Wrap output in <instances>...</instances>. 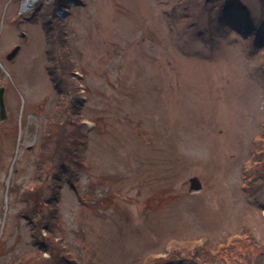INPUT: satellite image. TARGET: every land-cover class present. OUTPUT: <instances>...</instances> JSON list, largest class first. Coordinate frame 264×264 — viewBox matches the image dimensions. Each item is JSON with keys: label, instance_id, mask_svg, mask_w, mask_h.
<instances>
[{"label": "rangeland", "instance_id": "obj_1", "mask_svg": "<svg viewBox=\"0 0 264 264\" xmlns=\"http://www.w3.org/2000/svg\"><path fill=\"white\" fill-rule=\"evenodd\" d=\"M26 1L0 0L8 107L0 122V264H57V249L42 245L46 230L37 234L55 170L40 180L43 211L25 216L33 203L20 196L35 181L38 137L66 89L52 79L61 70L46 65L44 20L32 18L39 0ZM234 1L259 22V0ZM177 3L67 0L69 13L54 10L67 25L88 127L78 191L89 196L80 200L62 174L54 201L63 264H155L184 241L213 247L240 233L264 246V187L244 170L263 130L264 58L251 57L235 31L211 40L204 5L183 20ZM194 176L202 188L191 193ZM101 194L110 196L98 201ZM182 259L169 264H194Z\"/></svg>", "mask_w": 264, "mask_h": 264}, {"label": "trees", "instance_id": "obj_2", "mask_svg": "<svg viewBox=\"0 0 264 264\" xmlns=\"http://www.w3.org/2000/svg\"><path fill=\"white\" fill-rule=\"evenodd\" d=\"M66 2L67 0H39L32 16L35 21L39 19V15L44 20L42 27L48 43L45 46V51L50 60V63H46V65L53 66V72L55 69L61 70L60 78L57 74L52 79L59 87L63 84V88L66 90L64 97H57L56 106L52 109L51 115L38 137V152L34 160L35 181L20 196V200L33 203L26 207L25 216L31 211L37 215L38 208L43 211L42 206L46 207V212L40 213L42 217L37 220L39 231L37 234H41L42 228L46 230L42 237V245L51 251L57 249L58 253L55 256L57 264H63L64 260L68 259L65 250L63 251L58 246L59 241L55 239L53 233V227L59 225L58 207L54 201L58 202L60 198L59 187L62 174H65L67 182L76 188L75 191L80 200L84 201L89 196V193L82 194L78 191L79 170L85 169L84 154L88 142V127L81 117V81L76 79L77 74L74 73L75 65L70 56L67 42L66 22L54 12L55 8L60 6L69 13L70 10ZM259 2L262 16L255 25L247 16L241 15L233 8L234 0H178L177 5L182 12L179 18L185 20L192 16V11L195 8L203 4L207 12V31L211 40L215 41L217 38L224 37L228 32L235 31L246 44L251 46L250 56L261 59L264 58V0H259ZM237 7L247 13L250 12L243 5ZM54 51H57L58 54ZM2 78L3 73L0 70V79ZM63 88L60 90L64 91ZM94 122L95 126H98L97 121L94 120ZM262 129V132L256 133V138L251 140L250 152L253 158L248 160L253 164H248L249 170L247 167L244 169L249 171L252 183L258 182L257 188L264 187V124ZM52 170H55L51 173L52 183L48 185L51 187V193L44 202L42 201L43 205L41 206L44 185L40 180L42 178L45 181L48 180L50 175L46 177L44 175L49 174ZM109 196L110 194H101L95 198L101 201ZM149 206L153 208V205ZM156 207L155 204L154 208L156 209ZM261 207L264 209V205ZM229 236L231 239L228 238ZM229 236H220L213 247L208 241L191 244L184 241V244L173 247L166 258L156 256L155 264H169L172 260L180 257L187 258L194 264H227L228 262L232 264H264L263 258L256 261L258 254L264 253V246L257 243L254 237L249 236L248 233L247 236H243L242 233L238 237Z\"/></svg>", "mask_w": 264, "mask_h": 264}, {"label": "water", "instance_id": "obj_3", "mask_svg": "<svg viewBox=\"0 0 264 264\" xmlns=\"http://www.w3.org/2000/svg\"><path fill=\"white\" fill-rule=\"evenodd\" d=\"M19 47H15L14 50L8 55V59H11L16 52L18 51ZM6 118V106L4 101V88L0 87V121ZM202 186L200 180L197 176L190 178V186L189 192L196 193L201 190Z\"/></svg>", "mask_w": 264, "mask_h": 264}, {"label": "bare ground", "instance_id": "obj_4", "mask_svg": "<svg viewBox=\"0 0 264 264\" xmlns=\"http://www.w3.org/2000/svg\"><path fill=\"white\" fill-rule=\"evenodd\" d=\"M27 2H30V0H28ZM26 5H27V3H26Z\"/></svg>", "mask_w": 264, "mask_h": 264}]
</instances>
